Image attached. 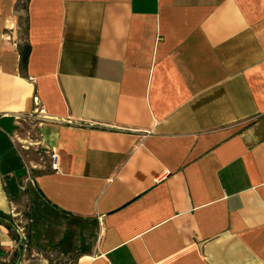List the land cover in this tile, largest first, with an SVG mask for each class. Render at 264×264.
<instances>
[{
	"label": "crops",
	"instance_id": "crops-1",
	"mask_svg": "<svg viewBox=\"0 0 264 264\" xmlns=\"http://www.w3.org/2000/svg\"><path fill=\"white\" fill-rule=\"evenodd\" d=\"M0 264H264V0H0Z\"/></svg>",
	"mask_w": 264,
	"mask_h": 264
},
{
	"label": "rangeland",
	"instance_id": "rangeland-1",
	"mask_svg": "<svg viewBox=\"0 0 264 264\" xmlns=\"http://www.w3.org/2000/svg\"><path fill=\"white\" fill-rule=\"evenodd\" d=\"M28 150L30 151L28 156L31 158V160H33L34 162H37V163L43 162V160H47V158L50 157V156H48V154H46V152L43 149H40V148H32L31 147V148H28ZM20 225L22 226V228L25 226V224L23 222L20 223ZM24 230H25V228H24Z\"/></svg>",
	"mask_w": 264,
	"mask_h": 264
},
{
	"label": "built area",
	"instance_id": "built-area-1",
	"mask_svg": "<svg viewBox=\"0 0 264 264\" xmlns=\"http://www.w3.org/2000/svg\"><path fill=\"white\" fill-rule=\"evenodd\" d=\"M28 80H33V77H28ZM36 102H37V99H36ZM50 156H51V159H52L51 166L55 168L58 155H56L55 152H52L50 154Z\"/></svg>",
	"mask_w": 264,
	"mask_h": 264
},
{
	"label": "trees",
	"instance_id": "trees-1",
	"mask_svg": "<svg viewBox=\"0 0 264 264\" xmlns=\"http://www.w3.org/2000/svg\"><path fill=\"white\" fill-rule=\"evenodd\" d=\"M27 47H25L24 49H21V56H22V59H21V62L24 64L26 62V59H27Z\"/></svg>",
	"mask_w": 264,
	"mask_h": 264
},
{
	"label": "water",
	"instance_id": "water-1",
	"mask_svg": "<svg viewBox=\"0 0 264 264\" xmlns=\"http://www.w3.org/2000/svg\"><path fill=\"white\" fill-rule=\"evenodd\" d=\"M26 171L24 170V169H18V170H16V174L17 175H22V174H24Z\"/></svg>",
	"mask_w": 264,
	"mask_h": 264
}]
</instances>
